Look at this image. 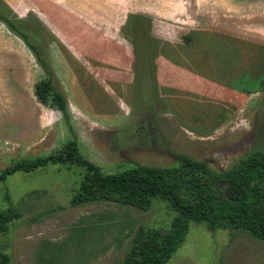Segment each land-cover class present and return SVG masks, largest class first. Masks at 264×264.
I'll list each match as a JSON object with an SVG mask.
<instances>
[{
	"label": "rangeland",
	"instance_id": "374dc122",
	"mask_svg": "<svg viewBox=\"0 0 264 264\" xmlns=\"http://www.w3.org/2000/svg\"><path fill=\"white\" fill-rule=\"evenodd\" d=\"M0 13L39 39L71 114L38 101L45 72L0 21V171L76 139L107 174L204 162L221 198L211 176L264 152V0H0ZM85 174L50 164L0 182L10 264H121L139 230L171 229L166 200L73 205ZM166 264H264V240L190 222Z\"/></svg>",
	"mask_w": 264,
	"mask_h": 264
},
{
	"label": "trees",
	"instance_id": "16d2710c",
	"mask_svg": "<svg viewBox=\"0 0 264 264\" xmlns=\"http://www.w3.org/2000/svg\"><path fill=\"white\" fill-rule=\"evenodd\" d=\"M4 22L32 51L45 72L35 85L38 101L59 111L66 123L71 120L69 103L55 86L53 71L38 38L24 32L0 13ZM180 168L140 165L115 174L104 173L80 152L76 139L48 156L21 159L0 171V182L16 172H32L50 164H76L86 170L73 205L116 201L148 210L155 199L166 200L177 212L170 230H139L134 244L121 264H166L188 234L190 222L205 223L211 231L243 229L264 240V152H254L227 175L211 176L210 182L225 186L221 198L204 179L207 165L185 155L175 154ZM183 191L184 195H181ZM11 210L0 214V231L14 218ZM0 264H10L9 255L0 252Z\"/></svg>",
	"mask_w": 264,
	"mask_h": 264
}]
</instances>
